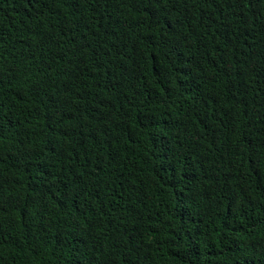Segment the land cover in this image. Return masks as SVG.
I'll return each instance as SVG.
<instances>
[{"label": "trees", "instance_id": "1", "mask_svg": "<svg viewBox=\"0 0 264 264\" xmlns=\"http://www.w3.org/2000/svg\"><path fill=\"white\" fill-rule=\"evenodd\" d=\"M0 264H264V0H0Z\"/></svg>", "mask_w": 264, "mask_h": 264}]
</instances>
